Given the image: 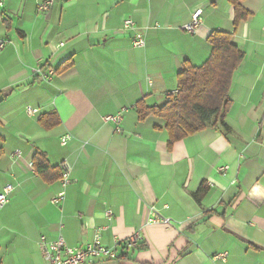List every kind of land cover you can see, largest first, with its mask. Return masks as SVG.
Segmentation results:
<instances>
[{
	"label": "crops",
	"instance_id": "obj_1",
	"mask_svg": "<svg viewBox=\"0 0 264 264\" xmlns=\"http://www.w3.org/2000/svg\"><path fill=\"white\" fill-rule=\"evenodd\" d=\"M43 1L4 0L0 9V193L13 188L0 209V264H46L41 237L82 247L94 228L118 259L93 264H264V0L241 2L249 16L237 28L228 0H54L40 13ZM198 9L200 25L189 34L183 27ZM125 19L143 48L121 31ZM213 32L231 34L244 54L229 90L230 133L210 128L169 149L165 123L139 120L136 103L162 106L184 63L209 59ZM38 64L55 72L49 82L34 76ZM122 107L116 134L103 118ZM49 113L60 123L44 130L38 117ZM38 153L52 171L71 170L59 206L51 203L59 179L31 165ZM202 185L208 192L198 204ZM151 207L171 224H148ZM135 233L137 249L116 245Z\"/></svg>",
	"mask_w": 264,
	"mask_h": 264
},
{
	"label": "trees",
	"instance_id": "obj_2",
	"mask_svg": "<svg viewBox=\"0 0 264 264\" xmlns=\"http://www.w3.org/2000/svg\"><path fill=\"white\" fill-rule=\"evenodd\" d=\"M228 1L234 8V27L237 28L248 18L249 13L241 5L243 0ZM208 42L212 48L209 59L198 68L188 62L184 63L183 70L177 76L175 95L167 97L162 106L149 107L142 101L136 103L139 120L154 116L165 123L169 149L176 142L210 128L230 133L225 122L231 106L229 90L233 74L242 62L244 54L232 42L231 34L213 32ZM70 67V63L62 65L56 73L64 72ZM38 123L42 129L50 130L58 126L60 120L56 113H49L39 116ZM32 167L35 173L43 178L53 172V180L60 179V170L52 171L42 153L34 156ZM207 192L208 189L202 185L193 194V199L200 204Z\"/></svg>",
	"mask_w": 264,
	"mask_h": 264
},
{
	"label": "built area",
	"instance_id": "obj_3",
	"mask_svg": "<svg viewBox=\"0 0 264 264\" xmlns=\"http://www.w3.org/2000/svg\"><path fill=\"white\" fill-rule=\"evenodd\" d=\"M54 0H44L37 4V10L40 13L47 12L50 6L53 4ZM4 6V0H0V9ZM202 10L198 9L194 11L191 16V21L183 27V30L189 34H195L200 22H201ZM136 28L135 23L132 20L125 19L121 22V31L124 34L131 35L132 46L134 48H143L145 46V40L143 36L139 33H134ZM6 42L0 40V53L4 50ZM62 46V44H60ZM34 76L43 82H49L54 76L55 72L53 70H44L41 64H38L33 71ZM176 92L170 94L168 97L175 95ZM170 100V99H168ZM127 107H122L119 112L112 116H107L103 118V122L110 123L113 125L114 133H122V122L123 115L127 112ZM27 115L35 116L38 112L37 110H26ZM69 137H65L61 140L63 146L67 144ZM19 154L18 151L14 152L11 156L13 158L17 157ZM32 165V164H31ZM30 165V166H31ZM60 170V179L59 183L62 191L51 201L55 206H59L65 197V188L72 182L70 173L71 170L67 164H61L59 167ZM228 170V167H223L218 170V173L223 174ZM13 191L11 186H6L3 191L0 193V209L8 204L9 194ZM150 218L148 224H156L162 226H169L171 224L169 219L161 218L157 211L151 207L149 209ZM113 214L111 211H106L103 214L104 219L110 220ZM103 228H94L92 239L82 247H70L66 244L63 238H59L56 241L49 242L45 237L39 239V249L43 256L44 262L46 264H93L96 260L107 259V260H116L118 255L116 253V248H108L103 245L101 241V232ZM141 237L139 233H135L125 242L119 243L116 242V245H123L126 250H134L139 247Z\"/></svg>",
	"mask_w": 264,
	"mask_h": 264
},
{
	"label": "water",
	"instance_id": "obj_4",
	"mask_svg": "<svg viewBox=\"0 0 264 264\" xmlns=\"http://www.w3.org/2000/svg\"><path fill=\"white\" fill-rule=\"evenodd\" d=\"M2 99V97H0V100Z\"/></svg>",
	"mask_w": 264,
	"mask_h": 264
}]
</instances>
